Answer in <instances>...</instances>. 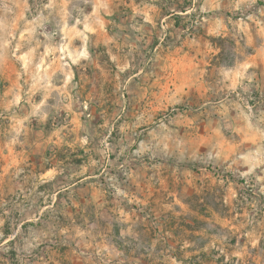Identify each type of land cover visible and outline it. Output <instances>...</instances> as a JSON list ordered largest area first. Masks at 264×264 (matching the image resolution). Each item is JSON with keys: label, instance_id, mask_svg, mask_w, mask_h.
Here are the masks:
<instances>
[{"label": "rangeland", "instance_id": "rangeland-1", "mask_svg": "<svg viewBox=\"0 0 264 264\" xmlns=\"http://www.w3.org/2000/svg\"><path fill=\"white\" fill-rule=\"evenodd\" d=\"M0 264H264V0H0Z\"/></svg>", "mask_w": 264, "mask_h": 264}, {"label": "crops", "instance_id": "crops-1", "mask_svg": "<svg viewBox=\"0 0 264 264\" xmlns=\"http://www.w3.org/2000/svg\"><path fill=\"white\" fill-rule=\"evenodd\" d=\"M170 15H172V14H170Z\"/></svg>", "mask_w": 264, "mask_h": 264}]
</instances>
